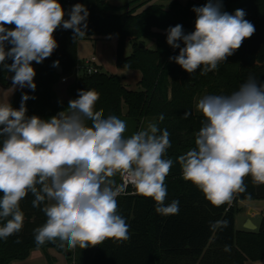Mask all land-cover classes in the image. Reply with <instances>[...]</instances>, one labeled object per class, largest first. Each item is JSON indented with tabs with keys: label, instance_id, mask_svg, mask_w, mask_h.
Returning <instances> with one entry per match:
<instances>
[{
	"label": "clouds",
	"instance_id": "9594fccd",
	"mask_svg": "<svg viewBox=\"0 0 264 264\" xmlns=\"http://www.w3.org/2000/svg\"><path fill=\"white\" fill-rule=\"evenodd\" d=\"M195 29L169 27L167 44L179 49L170 57L190 74L218 71L245 39L255 33L243 9L222 11L221 0H207L192 9ZM65 19L59 0H0V65L14 73L12 85L35 91L32 62L42 63L58 47L53 33L71 29L74 39L84 37L89 11L72 6ZM6 25H15L8 28ZM183 42V47L179 42ZM12 47L5 50V46ZM11 59V64H6ZM59 61L53 63L57 67ZM22 94L19 109L0 103V239L7 240L23 227L20 202L30 193L32 206L40 208L46 222L34 229L36 244L60 241L59 247L74 250L98 246L106 239H130L129 225L118 212L117 197L127 184L151 198L155 211L164 216L179 213V201L166 204V177L174 161L165 155L170 133L150 122L146 128L125 136L126 124L115 115L105 118L96 110L99 93L79 90L68 109L42 119L28 116ZM203 115L195 147L177 158L182 178L196 186L213 206L231 204L246 191L245 178L264 184V83L249 74L229 95H205L196 104ZM190 115L184 113V118ZM161 114L159 120L163 121ZM91 121V125L87 123ZM43 205V207H41ZM226 220L210 222L215 232ZM19 242V241H17ZM225 251L230 247L225 245Z\"/></svg>",
	"mask_w": 264,
	"mask_h": 264
},
{
	"label": "trees",
	"instance_id": "16d2710c",
	"mask_svg": "<svg viewBox=\"0 0 264 264\" xmlns=\"http://www.w3.org/2000/svg\"><path fill=\"white\" fill-rule=\"evenodd\" d=\"M59 3L64 8L68 0H59ZM79 3L89 11L86 35L74 39L71 29L59 27L53 33L58 47L52 55L42 63L32 62V66H37L35 91L17 92L12 107L19 109L22 94L27 93L34 97L25 102L28 116L48 119L66 111L69 103L54 104L58 99L55 86L80 64L78 42L92 37L117 38V66L141 72L140 89L129 90L119 76L100 73L82 76L70 87L69 93L77 99L79 90H95L99 93L95 109H103L105 118L109 115L121 118L126 108L128 118L137 122L153 119L160 129L168 130L171 147L165 158L172 159L174 164L165 180L168 193L165 203L178 200L179 213L160 215L155 211L153 199L129 188L126 195L117 197V201L118 212L129 225L130 239L123 242L106 239L98 246L74 250L59 247V240L38 246L34 229L46 222V216L40 208L32 206L34 197L29 193L20 202L24 214L22 230L7 240L0 239V264L25 261L37 249L46 253L58 249L68 256L71 264H245L248 260L263 261L264 219L258 231H238L236 217L242 211L241 201H264V184L256 185L248 176L244 193L236 194L231 204L216 207L196 186L182 178L181 166L176 161L195 147L196 133L204 120L203 115L194 111L198 95L205 92L208 95H229L238 90L249 74L264 83V0H221L222 11L229 14L234 15L237 9H243L245 19L254 25L255 33L219 65L218 71L207 75H200L199 69L190 74L169 59L179 55V49L167 44L166 32L177 24L183 26L185 33L194 31L196 13L192 9L203 6L207 0H189L186 5L176 0L168 9L154 5L143 13L137 11L147 3L139 0L126 7H114L108 0H79ZM129 7V11L122 12ZM6 27L14 28L15 25ZM148 41L153 43V48H148ZM129 43L133 51L127 55ZM179 43L184 46L182 41ZM10 47L6 43L5 50ZM55 61H59L57 67H53ZM5 63L11 64L12 60L6 59ZM59 67H62L61 75L57 72ZM13 75L0 65L1 86L9 87ZM185 112L190 113L187 118H184ZM161 114L163 121L159 120ZM87 123L91 125V121ZM121 178L119 174L114 177L117 184L121 183ZM218 220H226L227 227L213 232L210 222ZM3 223L0 221V226ZM225 245L230 251L224 250ZM47 259L53 262L49 254Z\"/></svg>",
	"mask_w": 264,
	"mask_h": 264
},
{
	"label": "rangeland",
	"instance_id": "374dc122",
	"mask_svg": "<svg viewBox=\"0 0 264 264\" xmlns=\"http://www.w3.org/2000/svg\"><path fill=\"white\" fill-rule=\"evenodd\" d=\"M73 1V0H71ZM112 1V0H111ZM116 3H122L123 5L121 7H126L127 5H129V3L133 2L134 0H115ZM140 3H142L143 1L146 2L147 4L143 7H141L137 13H143L146 8H149L150 6H154V5H159V6H163L165 9L169 8V5L176 0H139ZM179 2H181L183 5H186L188 3L189 0H178ZM74 2V1H73ZM74 5V3H73ZM72 5V6H73ZM72 6H69V8L64 9L65 11V19L69 18L68 13L70 12ZM66 8V7H65ZM132 8V6H131ZM129 8H124L122 12H127L131 9ZM148 44V48H153V43L152 42H147ZM129 46V44H128ZM78 47H79V54H81V56H86L88 54H90L88 57V59L92 58V57H96L98 60V63H102V72L107 74V75H114V76H119L120 78H124L127 77V81L124 84L125 86H127V88L129 90H133L136 91L137 89V80L134 75H130L129 70H121V68L117 67V65H115V61H114V43L110 42V41H106V42H102V40H98V39H82L78 42ZM81 49V50H80ZM127 55L130 54V49L127 47V51H126ZM19 86H16L15 88H17ZM14 88V87H13ZM208 95L206 92L202 93L200 95H198L194 101V111L196 114L198 115H202L197 109H196V104L198 102V100L200 98H202L203 96ZM123 116L120 118L122 121L125 122L126 124V132H125V136H130L132 135L134 132L141 130L143 128H146L148 123L153 122V119H142L140 122H137L134 119H130L127 117V110L126 108L123 111ZM250 203V202H249ZM254 205V204H253ZM253 205H249L247 206L246 209H242V211L237 215L236 217V229L238 231L240 230H246V224L247 220H251L252 223L258 227V229L256 231H258L262 225V221L264 219V207L261 208H256L255 210L259 212L258 216L255 217H251L250 215H248V212L251 208V206ZM264 206V203H263ZM242 207V206H241ZM50 256L51 258H53V262L50 264H71L68 261V256H66V254L64 252H60L58 249H50ZM60 255V258L56 255ZM55 258V259H54ZM245 264H264V260L263 261H246Z\"/></svg>",
	"mask_w": 264,
	"mask_h": 264
},
{
	"label": "crops",
	"instance_id": "0c3cea01",
	"mask_svg": "<svg viewBox=\"0 0 264 264\" xmlns=\"http://www.w3.org/2000/svg\"><path fill=\"white\" fill-rule=\"evenodd\" d=\"M74 1V2H73ZM68 0V3L67 5L64 7V9H67L69 8V6H72L73 3L74 5L79 3V0ZM108 2L113 5L114 7H121L123 4L122 3H116L115 0H108ZM147 9V7H145ZM93 39H100L102 40V42H106V41H110V42H113L114 43V61H115V65H117V50H118V39L117 38H102V37H92ZM91 38V39H92ZM90 39V38H89ZM128 48L130 49V54L132 53L133 49H132V44L129 43V46ZM81 50V49H80ZM129 54V55H130ZM90 54L86 55V56H81V54H79V47H78V59H79V63H83L84 60L88 59ZM103 63V62H102ZM102 63H98L99 65V68L101 69V72H102ZM36 72L37 70V66H32ZM118 67V66H117ZM121 70H128V69H121ZM130 71V70H129ZM103 73V72H102ZM129 74L131 75H134V77L137 80V89L139 90L140 89V86H139V83L142 79V74L141 72L139 71H135V70H131L129 72ZM35 78V77H34ZM127 81V77H124L123 78V84H125ZM77 81H75L73 78H71L68 83H63L62 81H60L56 86H55V92L58 96V99L60 100V102H64V103H69L70 100H73L74 98L70 95L69 93V90H70V87L74 86L75 83ZM127 87V86H126ZM30 88L28 87H24V88H20V87H17V88H13V85L11 84L9 87H3L0 85V103H10L11 106H12V103H13V100H14V97L16 95L17 92L19 91H26ZM263 203L264 201H255V202H245V201H241L239 203L241 209H246L248 204L249 205H253L251 206L249 212H248V215H250L251 217H255V216H258L259 215V212L256 211L255 209L256 208H261V207H264L263 206ZM249 220L245 221L248 223ZM258 229V227H257ZM241 231V230H240ZM47 254H50V251H48L47 253L42 251V250H33L31 252V255L30 257L25 260V261H18V262H14L12 264H50V262L48 261L47 259ZM56 255V254H55ZM60 258V255H56ZM55 259V258H54Z\"/></svg>",
	"mask_w": 264,
	"mask_h": 264
},
{
	"label": "built area",
	"instance_id": "2783aa9c",
	"mask_svg": "<svg viewBox=\"0 0 264 264\" xmlns=\"http://www.w3.org/2000/svg\"><path fill=\"white\" fill-rule=\"evenodd\" d=\"M102 73L101 72V69L99 68V65H98V60L96 57H92L90 59H86L84 60L83 63H80L78 64L71 75L69 76H66V77H63L61 79V81L63 83H68V81L73 78L75 81L79 80L82 76H93V75H97V74H100ZM121 183H126L127 184V187H126V190L125 192L121 193L120 195H126L127 194V191L129 188H135L130 182H128L126 180V178H121Z\"/></svg>",
	"mask_w": 264,
	"mask_h": 264
},
{
	"label": "water",
	"instance_id": "95a60500",
	"mask_svg": "<svg viewBox=\"0 0 264 264\" xmlns=\"http://www.w3.org/2000/svg\"><path fill=\"white\" fill-rule=\"evenodd\" d=\"M141 47L143 48L144 47V45L143 44H141ZM57 72H58V74H62V67H59L58 68V70H57ZM54 104L55 105H59L60 104V100L59 99H57V100H55L54 101ZM246 230H249V231H256L257 230V226H255L253 223H252V221L251 220H249L248 221V223L246 224Z\"/></svg>",
	"mask_w": 264,
	"mask_h": 264
}]
</instances>
